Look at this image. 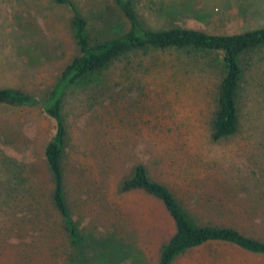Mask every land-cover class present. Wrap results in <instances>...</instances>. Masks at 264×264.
Listing matches in <instances>:
<instances>
[{
  "label": "rangeland",
  "instance_id": "obj_1",
  "mask_svg": "<svg viewBox=\"0 0 264 264\" xmlns=\"http://www.w3.org/2000/svg\"><path fill=\"white\" fill-rule=\"evenodd\" d=\"M73 1L92 39L118 35L126 28L111 0ZM133 1L141 22L151 29L182 26L230 34L264 26V0ZM69 14L54 0H0V87H18L39 99L46 96L77 53ZM219 56L191 48L130 50L97 80L72 86L64 95L63 168L69 200L91 204L73 209L71 216L79 227L99 231L106 217L91 194L98 185L108 187L110 206L123 213V231L134 237L143 264H158L160 247L174 224L155 198L138 190L117 191L136 163H143L151 178L175 193L180 187L191 188L185 207L201 220L233 225L264 241V47L240 56L239 128L214 141L209 121L222 75ZM53 131V121L39 106L0 104V264L67 263L70 248L61 231L40 226L32 218L35 210L24 200L13 202L8 193L14 187L24 196L29 187L47 191L43 149ZM79 179L83 185L73 191ZM201 192L215 195L211 210L201 199L194 200ZM5 227L14 235L5 236ZM20 227L26 243L32 234L49 239L37 240L42 246L29 254L20 251L15 246ZM50 244L57 257L50 255ZM171 264H264V254L207 243L179 254Z\"/></svg>",
  "mask_w": 264,
  "mask_h": 264
},
{
  "label": "trees",
  "instance_id": "obj_2",
  "mask_svg": "<svg viewBox=\"0 0 264 264\" xmlns=\"http://www.w3.org/2000/svg\"><path fill=\"white\" fill-rule=\"evenodd\" d=\"M54 1L69 10L68 27L77 49L76 55L60 70L44 98H36L18 87H0V104L37 105L53 121V135L43 149V159L49 172V188L44 191L29 187V194L24 196L14 187L8 190L9 198L15 203L26 201L25 205L35 210L32 218L40 226L61 231L66 247L70 248L66 264H143L135 248L134 237L123 231L126 225L123 213L110 206L112 202L108 198V187L105 189L104 185H98L97 192L91 194L100 214L106 217L99 231L79 227L78 221L71 216L73 209H83L91 204L88 200H69L70 189L63 168L67 146V126L62 113L64 95L72 86L97 80L111 62L130 50L191 48L202 53L218 52L222 75L216 85L209 136L214 141L226 138L238 130L240 123L237 105L242 75L240 56L264 47V26L230 34L207 33L182 26L151 29L141 22L133 0H111L124 18L126 28L118 35L92 39L87 32V20L79 12L76 3L73 0ZM81 178L87 179L88 176L81 174ZM81 185L83 182L79 179L73 191ZM132 190L141 191L158 200L173 221L174 232L161 245L158 264H171L179 254L207 243L232 244L250 252L264 254V241L242 233L233 225L212 222L211 218L203 221L197 212L187 210L184 199H191V188L180 187L176 189L178 194L175 193L163 182L151 178L143 163H136L130 176L121 180L117 188L120 193ZM197 196H193L194 200L201 199L203 204L209 205V210L212 209L210 203H215L214 194L201 192ZM22 230L20 227L18 234H15V238L20 239L15 246L25 253L29 254L31 248L42 246L35 243L37 240L44 239L46 242L49 239L42 237V234H32L26 243L22 240L26 237ZM12 232L10 227H5V236H13ZM51 247L50 244V255L57 257V252L51 251ZM126 259L128 263H124Z\"/></svg>",
  "mask_w": 264,
  "mask_h": 264
}]
</instances>
